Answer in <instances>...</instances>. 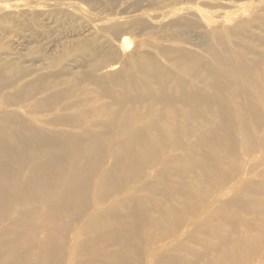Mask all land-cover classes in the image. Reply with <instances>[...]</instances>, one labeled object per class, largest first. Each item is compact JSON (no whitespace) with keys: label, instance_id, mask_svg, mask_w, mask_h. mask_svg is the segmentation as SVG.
Segmentation results:
<instances>
[{"label":"rangeland","instance_id":"1","mask_svg":"<svg viewBox=\"0 0 264 264\" xmlns=\"http://www.w3.org/2000/svg\"><path fill=\"white\" fill-rule=\"evenodd\" d=\"M0 264H264V0H0Z\"/></svg>","mask_w":264,"mask_h":264}]
</instances>
